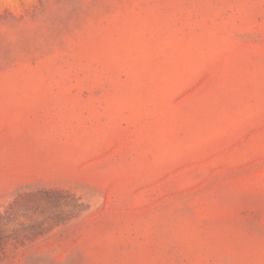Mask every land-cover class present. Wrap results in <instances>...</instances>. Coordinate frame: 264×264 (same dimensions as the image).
I'll return each mask as SVG.
<instances>
[{
  "label": "rangeland",
  "instance_id": "rangeland-1",
  "mask_svg": "<svg viewBox=\"0 0 264 264\" xmlns=\"http://www.w3.org/2000/svg\"><path fill=\"white\" fill-rule=\"evenodd\" d=\"M0 264H264V0H0Z\"/></svg>",
  "mask_w": 264,
  "mask_h": 264
}]
</instances>
